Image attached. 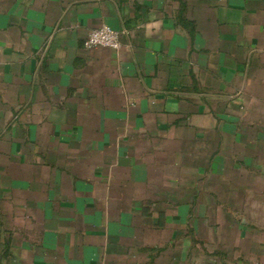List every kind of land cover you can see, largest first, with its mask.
I'll list each match as a JSON object with an SVG mask.
<instances>
[{
	"label": "crops",
	"instance_id": "1",
	"mask_svg": "<svg viewBox=\"0 0 264 264\" xmlns=\"http://www.w3.org/2000/svg\"><path fill=\"white\" fill-rule=\"evenodd\" d=\"M0 264H264V0H0Z\"/></svg>",
	"mask_w": 264,
	"mask_h": 264
},
{
	"label": "built area",
	"instance_id": "2",
	"mask_svg": "<svg viewBox=\"0 0 264 264\" xmlns=\"http://www.w3.org/2000/svg\"><path fill=\"white\" fill-rule=\"evenodd\" d=\"M84 46L87 49L106 47L118 50L121 47L120 33L107 26H102L89 32L86 40L84 41Z\"/></svg>",
	"mask_w": 264,
	"mask_h": 264
}]
</instances>
